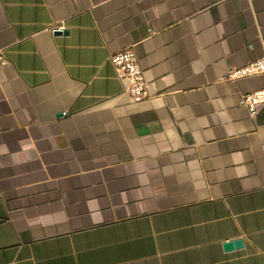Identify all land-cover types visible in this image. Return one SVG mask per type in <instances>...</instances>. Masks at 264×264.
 <instances>
[{"label":"crops","instance_id":"0c3cea01","mask_svg":"<svg viewBox=\"0 0 264 264\" xmlns=\"http://www.w3.org/2000/svg\"><path fill=\"white\" fill-rule=\"evenodd\" d=\"M0 50V264H264V0H0Z\"/></svg>","mask_w":264,"mask_h":264},{"label":"built area","instance_id":"2783aa9c","mask_svg":"<svg viewBox=\"0 0 264 264\" xmlns=\"http://www.w3.org/2000/svg\"><path fill=\"white\" fill-rule=\"evenodd\" d=\"M111 63L117 70L119 79L127 84L130 95L135 103H140L149 97L148 84L144 70L139 65L132 50H124L111 57ZM7 66L4 52L0 50V69ZM264 74V59L251 62L242 68L230 70L227 78L236 81ZM243 104L249 114L255 116L264 107V89L244 95Z\"/></svg>","mask_w":264,"mask_h":264},{"label":"water","instance_id":"95a60500","mask_svg":"<svg viewBox=\"0 0 264 264\" xmlns=\"http://www.w3.org/2000/svg\"><path fill=\"white\" fill-rule=\"evenodd\" d=\"M57 33H61L60 31H57ZM243 246V242L242 240H236V241H232V242H227L224 245L225 250L230 251L233 250L235 248L239 249Z\"/></svg>","mask_w":264,"mask_h":264}]
</instances>
